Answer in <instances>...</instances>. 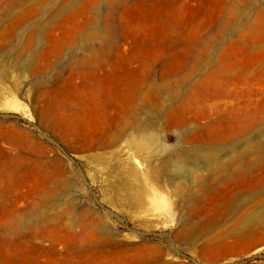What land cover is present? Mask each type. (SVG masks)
I'll list each match as a JSON object with an SVG mask.
<instances>
[{
  "label": "rangeland",
  "instance_id": "obj_1",
  "mask_svg": "<svg viewBox=\"0 0 264 264\" xmlns=\"http://www.w3.org/2000/svg\"><path fill=\"white\" fill-rule=\"evenodd\" d=\"M0 264H264V0H0Z\"/></svg>",
  "mask_w": 264,
  "mask_h": 264
}]
</instances>
